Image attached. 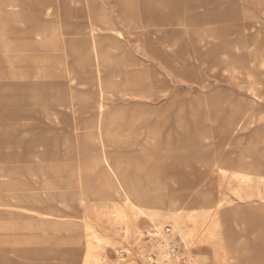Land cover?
<instances>
[{
    "label": "rangeland",
    "instance_id": "obj_1",
    "mask_svg": "<svg viewBox=\"0 0 264 264\" xmlns=\"http://www.w3.org/2000/svg\"><path fill=\"white\" fill-rule=\"evenodd\" d=\"M0 264H264V0H0Z\"/></svg>",
    "mask_w": 264,
    "mask_h": 264
},
{
    "label": "bare ground",
    "instance_id": "obj_2",
    "mask_svg": "<svg viewBox=\"0 0 264 264\" xmlns=\"http://www.w3.org/2000/svg\"><path fill=\"white\" fill-rule=\"evenodd\" d=\"M251 186V185H250ZM135 189H132L131 191L129 190L127 193L128 198H130L131 196L135 197L138 194V191H134ZM135 195V196H134ZM140 195H137L136 199H140L139 197ZM132 197V198H133ZM134 202V201H133ZM133 205V204H132ZM46 228V227H45ZM53 228V227H52ZM50 229V228H49Z\"/></svg>",
    "mask_w": 264,
    "mask_h": 264
},
{
    "label": "crops",
    "instance_id": "obj_3",
    "mask_svg": "<svg viewBox=\"0 0 264 264\" xmlns=\"http://www.w3.org/2000/svg\"><path fill=\"white\" fill-rule=\"evenodd\" d=\"M236 115V114H235ZM231 125V123L229 122L226 126H230Z\"/></svg>",
    "mask_w": 264,
    "mask_h": 264
}]
</instances>
